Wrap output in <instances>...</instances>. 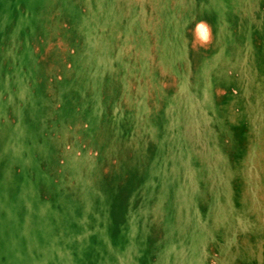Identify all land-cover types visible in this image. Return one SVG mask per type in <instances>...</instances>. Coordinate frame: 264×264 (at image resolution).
Masks as SVG:
<instances>
[{"label": "rangeland", "instance_id": "374dc122", "mask_svg": "<svg viewBox=\"0 0 264 264\" xmlns=\"http://www.w3.org/2000/svg\"><path fill=\"white\" fill-rule=\"evenodd\" d=\"M0 264H264V0H0Z\"/></svg>", "mask_w": 264, "mask_h": 264}]
</instances>
